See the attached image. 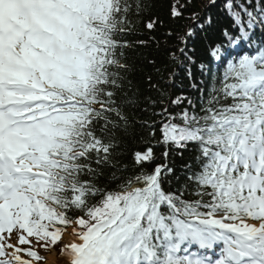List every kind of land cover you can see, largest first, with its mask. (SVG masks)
I'll use <instances>...</instances> for the list:
<instances>
[{
	"label": "snow or ice",
	"instance_id": "1",
	"mask_svg": "<svg viewBox=\"0 0 264 264\" xmlns=\"http://www.w3.org/2000/svg\"><path fill=\"white\" fill-rule=\"evenodd\" d=\"M264 264V0H0V264Z\"/></svg>",
	"mask_w": 264,
	"mask_h": 264
},
{
	"label": "rangeland",
	"instance_id": "2",
	"mask_svg": "<svg viewBox=\"0 0 264 264\" xmlns=\"http://www.w3.org/2000/svg\"><path fill=\"white\" fill-rule=\"evenodd\" d=\"M53 255H55V260H54L55 264H58V262H60V264H63V259L61 258V256L58 254H55L54 252H50V253L44 255L43 257H45V259L42 260L41 264H45V262H47V260L48 261L51 260L49 257L53 256Z\"/></svg>",
	"mask_w": 264,
	"mask_h": 264
},
{
	"label": "bare ground",
	"instance_id": "3",
	"mask_svg": "<svg viewBox=\"0 0 264 264\" xmlns=\"http://www.w3.org/2000/svg\"><path fill=\"white\" fill-rule=\"evenodd\" d=\"M51 260H47V262H45V264H55L54 260H55V255L50 256L49 257ZM58 264H60V262H58Z\"/></svg>",
	"mask_w": 264,
	"mask_h": 264
}]
</instances>
